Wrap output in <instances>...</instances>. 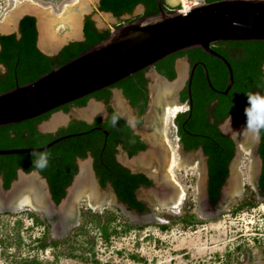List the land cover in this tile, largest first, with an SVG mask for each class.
<instances>
[{
    "label": "water",
    "instance_id": "1",
    "mask_svg": "<svg viewBox=\"0 0 264 264\" xmlns=\"http://www.w3.org/2000/svg\"><path fill=\"white\" fill-rule=\"evenodd\" d=\"M91 1L99 10L100 0ZM157 4L159 8L157 14L139 16L130 22H122L110 31L107 38L92 45L64 65L54 67L33 82L0 93V126L41 116L60 106L107 89L138 71L152 69L157 62L169 55L195 48H201L203 52L215 56L227 67L229 72L227 86L225 90L217 91L211 85L206 66L202 64L209 86L216 92L227 94L234 82L232 67L229 61L211 46L228 41H264V0L213 2L202 0L192 5L187 12L178 9L168 11L161 6V0H157ZM137 7V11H143V5ZM103 13L113 16L110 12ZM86 14L93 19L99 29H110L88 0H70L58 6L32 0H18L0 22V34L11 32L12 29V32L18 33L20 19L25 15L34 16L38 32L37 47L42 53L54 56L69 42L84 39L82 18ZM177 62V78L169 80L158 73H156L158 76L154 74L151 76L148 116L144 117L137 128L149 139L151 145L149 144L146 153L139 154L127 162L133 170L137 169L135 166L152 170L151 163L153 161L158 163L159 173L151 174L156 178L158 187L148 193L154 197L164 195L162 196L164 198L158 199V203L171 209L180 206L186 193L171 172L172 154L167 152L163 144V142L166 144L163 118L166 108L175 102L172 101V96L186 79L190 90L196 67V65L193 67L188 77L185 60L179 59ZM262 69L264 72V64ZM121 96V90L116 89L113 104L118 112L128 116V120L134 123L135 116H130L128 102L126 103ZM159 107L162 109L161 114H158ZM101 109L99 104L91 103L86 109L79 111V114L89 116L101 112ZM63 121V111H56L48 120L41 122L38 129L41 132L53 133ZM235 124L236 126L231 127L228 123L223 125L225 134L233 139L236 151L230 163L229 177L221 190L220 206L216 211L208 210L210 203L205 186L207 163L203 162L200 156L195 160L192 155L183 153L180 155V167L195 163L199 175L196 199L199 216L203 219L216 220L229 209L232 199L239 198L242 193L241 174L237 171L241 154L236 142L238 137L244 138V145L254 146L251 153V179L255 190L259 186L261 161L258 151L259 140H254L251 134L243 131L246 124ZM97 130L108 134L104 128ZM64 137L37 148L0 149V155L42 152ZM120 157L124 155L120 154ZM107 190H100L98 184L96 186L87 161L81 162L80 173L68 187L64 198L55 203L47 180L37 170L27 173L18 169L17 177L8 189L3 187V180L0 177V213L15 212L20 206L38 209L49 223L53 237L56 238H63L69 229L77 224L78 201L84 196L88 199V206L94 210L103 209L104 204L111 202L130 220L134 217L135 219L131 221L138 224L162 222L153 208L143 215H138L118 201L115 194L107 193ZM138 196L141 200L150 201L143 190L139 191ZM256 197L263 200L258 195Z\"/></svg>",
    "mask_w": 264,
    "mask_h": 264
},
{
    "label": "trees",
    "instance_id": "2",
    "mask_svg": "<svg viewBox=\"0 0 264 264\" xmlns=\"http://www.w3.org/2000/svg\"><path fill=\"white\" fill-rule=\"evenodd\" d=\"M139 4L144 5V12L139 16H152L159 12L157 0H100L98 8L100 11L110 12L115 17H120L124 14H131ZM161 6L169 10L166 0H161ZM134 18L136 17L124 22H130ZM110 31V29H97L94 21L87 17L84 23V40L70 42L63 46L56 55L48 56L37 47L38 32L35 17L24 16L20 20V37H16L15 34L0 36V64L5 67V71L0 72V93L33 82L54 67L64 65L92 45L107 38ZM211 47L223 55L231 64L234 82L227 94L216 92L209 86L203 66L197 65L190 83L193 99L191 119L186 123L185 129L182 128V123L179 122L180 115L175 117V121L184 143V149L191 150L201 146L208 157V197L209 201L215 204L227 179L229 164L235 154V144L230 137L222 134L215 124L211 125L209 123L208 105L210 102L217 100L213 110V116L217 120H222L231 115L235 122L246 124L247 93L264 94V72L262 69L264 64V41H228L215 43ZM184 55L189 57L192 64L197 61L204 62L213 88L217 91L225 90L229 79L227 67L221 60L203 52L201 48L182 51L165 57L155 64L157 71L167 79L173 80L175 78V60ZM111 87L120 88L131 105L138 109L140 113L145 111L149 98L147 80L144 77L143 70ZM94 95L97 99H104L107 102L110 92L108 89H104L89 96ZM89 96L74 101V104L83 106ZM187 97L188 92L186 89L182 99L185 100ZM68 107V104H65L41 116L0 126V149L37 148L57 138L64 137L71 131L60 128L56 133L41 132L38 126L41 122L48 120L52 113L58 110L66 111ZM109 111L110 117L105 122L102 123L100 119H97V125L102 126L108 132L107 135L97 130V132L62 138L42 151L50 154L49 166L44 170L35 168L34 160L36 157L32 155V153H36L38 156L42 152L0 155V177L3 180V187L5 189L10 187L12 181L17 177L18 169H22L27 173L37 170L47 180L53 201L59 203L66 195V188L77 173L76 158H84L88 150L95 153L96 146L94 142L97 139V175L100 185L104 187L107 182H111L121 202L126 203L130 209H135L138 212L145 211V205L136 198L135 190L140 184L150 186L151 181L143 174L130 173L127 168L114 160L116 145L122 144L129 155H134L137 151L145 149V144L139 141V137L126 125L125 119L118 116L111 107H109ZM113 116L119 117L115 126L112 124ZM91 128L92 126L83 124L81 131ZM260 137L258 151L263 160V166L259 182L260 189L264 190V131L260 133ZM101 161L102 163H100ZM256 204L257 202L253 199L244 200L236 207L234 213L246 206L254 207ZM28 213L35 224L44 225L47 231L49 230L50 225L46 219H41L35 212L30 211ZM83 214L86 221L84 223L93 222L104 240L107 241L111 234L116 233V230L112 227V224L117 220L115 212L103 210L102 212L92 213L91 209H87V212ZM178 220L183 222L185 226L196 222L194 214H183ZM125 226V230L141 228V226L129 223H126ZM158 226L161 229L167 228L166 225L160 224ZM47 238L48 234L37 239L38 248L45 250L48 247H57L66 242V238L61 240L51 239L49 241ZM131 257L136 259L133 255ZM20 264L50 263H43L38 259L31 258L23 259Z\"/></svg>",
    "mask_w": 264,
    "mask_h": 264
},
{
    "label": "rangeland",
    "instance_id": "3",
    "mask_svg": "<svg viewBox=\"0 0 264 264\" xmlns=\"http://www.w3.org/2000/svg\"><path fill=\"white\" fill-rule=\"evenodd\" d=\"M17 1L0 0V22ZM32 1L58 6L70 0ZM89 3L110 30L142 14V10L137 11L136 7L129 15L110 16L99 11L91 0ZM166 4L170 8H180L179 0H166ZM171 104L178 105L176 102ZM164 133L169 150L180 162L173 118H169L164 125ZM239 161V172L245 175L242 193L239 198L232 199L229 209L216 220L199 216L196 199L199 175L194 164L172 170L186 198L177 210L154 207L153 211L162 220L161 223L138 224L131 221L135 218L130 220L114 205H105L100 210L91 209L92 213L110 210L117 215V220L112 224L116 233L111 234L107 241L101 237L93 222L84 223L83 213L90 209L85 203L79 206L80 224L71 228L63 238L53 237L50 228L47 231L44 225L35 224L28 213L31 210L0 213V264H20L23 259L31 258L50 264H264V199H257L253 182L248 177V154L240 157ZM248 199H253L257 204L234 213L236 207ZM145 202L153 205L150 201ZM35 213L44 219L40 212ZM183 214H194L196 222L185 226L178 220ZM126 223L141 228L125 230ZM160 224L167 228L161 229ZM47 234L48 241L66 238V242L42 250L38 248L37 239Z\"/></svg>",
    "mask_w": 264,
    "mask_h": 264
},
{
    "label": "flooded vegetation",
    "instance_id": "4",
    "mask_svg": "<svg viewBox=\"0 0 264 264\" xmlns=\"http://www.w3.org/2000/svg\"><path fill=\"white\" fill-rule=\"evenodd\" d=\"M100 2V1H99ZM140 5V4H139ZM142 5V4H141ZM98 7H99V3H98ZM104 12V11H102ZM144 12V5H143V11L142 13ZM125 15V14H124ZM126 15H129V14H126ZM26 16V15H25ZM89 17L87 16V14L82 18V23H83V27H82V33L84 34V23H85V19ZM23 18V17H22ZM21 18V19H22ZM90 19H92L91 17H89ZM20 19V20H21ZM93 20V19H92ZM95 27L97 29H99L97 27V25H95ZM13 30V29H12ZM11 32L8 31V32H4V34H0V36L2 35H9V34H15L16 37H20V21L18 23V33L17 32ZM101 30V29H99ZM84 38H85V35H84ZM38 39V38H37ZM84 40V39H83ZM79 41H82V40H79ZM73 42V41H71ZM70 43V42H69ZM0 49H1V44H0ZM179 59H184L185 60V64L187 66V69L185 71H187V75L189 77L190 73H191V70L193 69V67L196 65H202L204 64V62L202 61H197V62H194V64L191 63V61L189 60V57L187 55H184V56H181L179 58H177L175 60V64H174V70H175V78H177L178 76V60ZM205 65V64H204ZM196 68V67H195ZM5 71V67L0 64V72L3 73ZM144 72V77L145 79L147 80V89H148V104L150 103V95H151V82H152V79H151V76L154 74L156 75V73L160 74L158 71H157V68L156 66L154 65V67L152 69H144L143 70ZM161 75V74H160ZM158 76V75H156ZM163 76V75H162ZM165 77V76H164ZM166 78V77H165ZM174 78V79H175ZM110 92V96H109V99L108 101L106 102L104 99H97V97L94 95V96H89L86 103L81 106V105H77V104H74V101L69 103L68 104V109L66 111H63V115H64V121H63V124L59 125V127L57 128V130L53 133H56L60 128H66L68 130H70L71 132L67 133L65 136L67 138H70L72 136H76L78 134L82 135V134H88V133H92L94 131L97 132V128H103L102 126L100 125H97V119H100L101 121L100 122H105L109 117H110V111H109V107H111L113 109V111L118 114V116H120L121 118L125 119L126 120V125H128L132 130H133V133L135 135H137L139 137V141L143 142L145 144V149L143 150H139L137 151L136 154L134 155H129L128 151L126 149H124L123 145L122 144H118L116 145L115 149H116V153L114 154V160L119 163L121 166L127 168L129 170L130 173L132 174H143L148 180L151 181V185L150 186H145L144 184H140L137 189L135 190V195H136V198L138 200H140L141 202L144 203L145 205V208L146 210L143 211V212H138L137 210L135 209H130L126 203H123L128 209L136 212L138 215H143L144 213L148 212L150 210V208H153L154 207H159V208H162V209H166L164 208L163 205L159 204L158 203V199H162L164 197V195H156L155 197L153 195H151V193H148L149 191L153 190V188L155 189V187H158L157 185V182H156V178H154L151 174L152 173H159V168H158V163L153 161L151 163V166H152V170H148V168H139L137 166H135L137 169L136 170H133L132 167L130 165L127 164V162L129 160H131V158L139 155V154H144L147 152V150L149 149V144L151 145L150 141L148 138H146L137 128L140 126V124L142 123V120L144 119L145 116H148V111H149V108H148V104H147V107L145 109V111L143 113H140L138 111V109H136L135 107H133L130 103V101L124 96L123 94V91L120 89V88H117V87H109L107 88ZM116 89H120L121 90V93H122V99L126 102H128L127 106L128 108L130 109V116H135V121L134 123L130 122L128 120V116L126 115H123L121 114L120 112H118V110L115 108L114 104H113V97H114V94H115V90ZM187 89V92H188V97L187 99L183 100L182 97H183V94H184V91ZM176 94H174L172 96V101H175L177 104H179V106L182 107V110L181 112L177 113L175 115V117H177V115H180L181 117L179 118V122L182 123V128L185 129L186 127V123L191 119V111L193 109V99L191 97V91L189 90L188 88V80L186 79L184 81V83L175 91ZM190 92V94H189ZM93 94V93H92ZM76 101V100H75ZM126 102V103H127ZM91 103H94V104H99L101 106V112H96V113H93V114H90L89 116H82L79 114V111L81 112V110H84L86 109ZM217 104V100H214L212 102L209 103L208 105V113H209V123L211 125L215 124L219 131L230 137L229 135L225 134L224 132V129H223V125L226 122V118L222 119V120H217L214 116H213V110H214V107L216 106ZM58 111H62V110H58ZM162 112V109L159 107L158 108V114H161ZM52 115V114H51ZM231 116V115H229ZM51 117V116H50ZM175 117H173V124L175 125L176 127V135H177V140H178V144H177V148H178V154H177V158L180 157L181 153L185 154V155H192L193 156V159H197L198 156H200L202 158V161L203 162H206L207 163V171H206V175H207V179H206V182H205V186H206V191H207V197H208V180H209V168H208V157L207 155L205 154L204 152V149L199 146V147H196L194 149H191V150H185L184 149V143L179 135V128L177 126V122L175 121ZM231 125H234L236 126L235 123H239V122H235L233 120V117L231 116ZM242 123V122H240ZM83 124H86V125H90L92 126L91 129L89 130H85V131H81L82 127H83ZM138 130V131H137ZM75 131V132H74ZM231 138V137H230ZM232 139V138H231ZM233 140V139H232ZM234 142V141H233ZM95 146H96V152L95 153H92V151L88 150L87 151V154L84 158L82 157H77L76 158V165H77V173L75 174V176L73 177V180L75 179L76 175H78L80 173V164L81 162H86L88 163V166H89V169H90V172L93 176V179L95 181V184L97 186H99L100 190H103V189H108L106 192L107 193H111L112 195L115 194V191L113 189V186L111 184V182H107L106 185L104 187H102L100 185V182H99V178H98V175H97V139L95 140L94 142ZM165 148H167V152L170 153L171 151L169 150V148L167 147V145L163 142ZM235 144V143H234ZM259 144H260V140H259ZM259 144H258V147H259ZM183 151V152H182ZM235 151H236V146H235ZM120 154H122V156L124 155V157H120ZM235 155V154H234ZM260 155V154H259ZM125 158L127 160H125ZM261 158V156H260ZM193 161V160H192ZM232 161V160H231ZM102 163V161L100 162ZM231 163V162H230ZM262 166H263V160L261 158V161H260V166H259V169H260V172L258 174V180L260 179V176H261V173H262ZM229 173H230V164H229V168H228V176L227 178L229 177ZM162 175V174H160ZM162 177V176H161ZM73 180L72 182L70 183V185L68 187H70L73 183ZM226 183V181H225ZM225 185V184H224ZM223 185V186H224ZM256 186V184H255ZM68 187L66 188V193H67V189ZM140 190H143L144 192H146V195L149 197L150 201L152 202L153 205L149 204L148 202H145L144 200H141L139 198V191ZM222 190V188H221ZM256 194L264 199V190L260 189V182H259V186L256 187ZM221 196V194H220ZM117 197V195H116ZM118 199V197H117ZM208 200H209V197H208ZM118 201H120L118 199ZM184 201V200H183ZM219 201H220V197L219 199L217 200V202L215 204H212L210 201V207L208 210L210 209H213L216 211V209L219 208ZM121 202V201H120ZM82 203H85V202H82ZM183 203V202H182ZM81 204V203H79ZM86 204V203H85ZM115 207H117L115 204H113ZM182 205V204H181ZM88 207V206H87ZM90 208V207H88ZM118 208V207H117ZM119 209V208H118ZM214 211V212H215ZM76 212H79L78 216H77V224H75L74 227H77L79 224H80V217H81V211L79 210V206L77 207V210ZM76 212L74 213V215L76 214ZM213 212V213H214ZM73 228V227H72ZM70 230V229H69ZM65 237V236H64Z\"/></svg>",
    "mask_w": 264,
    "mask_h": 264
},
{
    "label": "clouds",
    "instance_id": "5",
    "mask_svg": "<svg viewBox=\"0 0 264 264\" xmlns=\"http://www.w3.org/2000/svg\"><path fill=\"white\" fill-rule=\"evenodd\" d=\"M173 9L176 10L175 8ZM247 97H248V106L245 108L246 126L243 131L246 130L249 134H251L254 140L258 141L261 138L260 133L264 131V94L247 93ZM118 119L119 117L117 116L112 117L113 126L116 125ZM231 119L232 118L229 115L226 118V122L230 127H231ZM32 155L36 157V159L34 160V164L37 170H44L49 166V161H50L49 153L42 152L38 156L36 153H32Z\"/></svg>",
    "mask_w": 264,
    "mask_h": 264
},
{
    "label": "bare ground",
    "instance_id": "6",
    "mask_svg": "<svg viewBox=\"0 0 264 264\" xmlns=\"http://www.w3.org/2000/svg\"><path fill=\"white\" fill-rule=\"evenodd\" d=\"M88 1H90V0H88ZM190 7H185V9H184V11H182V12H187L188 11V9H189ZM172 105V104H171ZM169 105L167 108H166V111H165V115H164V118H163V126L164 125H166L167 124V122H168V120H169V118H173V117H175V115L177 114V113H179V112H181V110H182V107L181 106H179V104L178 105ZM165 134V133H164ZM236 142H237V145H238V148H239V150H240V156H239V160H240V157H242L243 155H245V154H248V156H249V168H248V170H249V178L251 179V163H252V150H253V148H254V146H250V145H244V138H242V137H238L237 139H236ZM175 153V152H174ZM172 154V166H171V172H172V170L175 168V167H177V168H181L180 167V162L178 161H176V158L173 156V153H171ZM176 155V154H175ZM194 165H195V163H193ZM239 164H240V161H239V163H238V166H239ZM237 171L239 172V168L237 167ZM240 174H241V179H244L245 178V175L242 173V172H239ZM173 174V173H172ZM175 175V174H174ZM245 180V179H244ZM251 181H252V179H251ZM243 188H242V186H241V190H242ZM186 197H184V199H185ZM183 199V200H184ZM82 202H85L86 203V206H88V199H87V197L86 196H84V197H82V198H80L79 199V201H78V206H80V204L79 203H82ZM183 202V201H182ZM182 204V203H181ZM181 204H180V206H181ZM104 205H113V203H111V202H109V203H106V204H104ZM179 206V207H180ZM89 207V206H88ZM179 207H177V208H175V209H171V208H167V207H165L164 206V208H166V209H170V210H177ZM25 208H28V210H31V211H35V212H41L40 210H38V209H35V208H33V207H30V206H20V208L19 209H17L16 211H21V210H24ZM91 208V207H90ZM92 209V208H91ZM94 210V209H93ZM15 211V212H16ZM132 217V216H131ZM134 218V217H133Z\"/></svg>",
    "mask_w": 264,
    "mask_h": 264
},
{
    "label": "built area",
    "instance_id": "7",
    "mask_svg": "<svg viewBox=\"0 0 264 264\" xmlns=\"http://www.w3.org/2000/svg\"><path fill=\"white\" fill-rule=\"evenodd\" d=\"M200 1H202V0H179L180 8H178V10L184 11L185 6L191 7L192 5H194V4H196V3L200 2ZM168 9H169V11H173L174 10L173 8H168Z\"/></svg>",
    "mask_w": 264,
    "mask_h": 264
}]
</instances>
